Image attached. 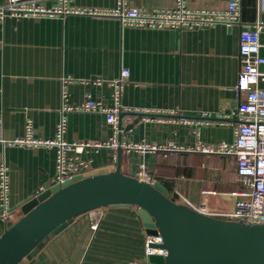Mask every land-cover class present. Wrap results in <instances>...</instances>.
<instances>
[{"label":"crops","instance_id":"crops-1","mask_svg":"<svg viewBox=\"0 0 264 264\" xmlns=\"http://www.w3.org/2000/svg\"><path fill=\"white\" fill-rule=\"evenodd\" d=\"M183 1L187 10L208 18L225 10L228 0ZM176 4L177 0H131L147 13ZM44 5L61 6L58 0ZM67 6L111 12L117 0H67ZM257 23H262L264 56V0H241L238 24L202 23L184 30L132 28L108 15L8 17L0 21V137L21 138L31 123L35 138L54 139L64 121L68 142L109 141L114 130L104 114L64 109L63 79H73L65 86L68 106L78 108L88 96L112 106L113 88L108 83L127 69L130 79L121 98L122 113L127 114L118 140L162 148L173 144L179 149L121 150L116 160L109 148L88 151L82 157L91 161L90 174L115 171L120 161L124 174L137 177L139 166L146 164L175 202L181 195L194 207L231 210L235 199L230 194L241 188L235 158L194 149L198 141L217 145L234 140L240 34ZM56 160L57 148L0 144V166L7 168L10 182V209L51 187ZM203 191L215 194L205 196ZM21 217L17 209L11 220ZM91 223L90 213L78 216L60 233L49 235L21 264H123L145 259L147 232L137 207H107L97 230Z\"/></svg>","mask_w":264,"mask_h":264},{"label":"built area","instance_id":"built-area-1","mask_svg":"<svg viewBox=\"0 0 264 264\" xmlns=\"http://www.w3.org/2000/svg\"><path fill=\"white\" fill-rule=\"evenodd\" d=\"M44 1L46 0H4L0 4V21H4L8 17L56 16L60 14L108 15L119 18L124 26L132 28L179 30L192 28L202 23L221 22L227 26H232L241 22V0H228L225 10L213 12L208 18L187 10L183 0H177V4L171 8H162L150 13L131 5V0H117L116 8L111 12L91 8L77 10L68 7L67 0H58L61 4L60 7L48 8L44 5ZM261 29L262 23H257L255 28L245 29L240 34L239 58L241 69L235 86L239 106L237 110L232 112V117L238 122L234 131V140L221 142L217 145L198 141L194 149L205 154L235 158L241 188L230 194L235 199L234 207L225 211L212 210L207 205L194 207L183 196H178L180 204H185L201 214L227 221H243L258 225H264V85H262L264 84V56L261 55V48L263 47L260 38ZM129 79V70L123 69L117 80L108 83L113 88L112 106H107L102 101L88 96L82 106L78 108H72L66 104L68 92L65 86L71 83L73 79L70 77L63 79L64 109L104 114L107 123L114 130V136L109 141L68 142L63 137L65 123L62 121L54 139L35 138L32 124L27 123L23 137L13 140H4L0 137V144L57 148L56 178L51 186H61L76 176L90 174L92 170L91 161L82 157L88 151L109 148L114 151V159L116 160L115 153L119 148L127 152L132 150L146 152L179 149L173 144L162 148L155 145L126 144L118 140L117 135L121 133L119 114L124 111L121 104L122 92ZM96 83L101 84L102 81L97 80ZM136 178L150 184L155 183L146 164L139 166ZM9 185L8 170L2 165L0 166V217L10 224L12 214L8 199ZM43 191L45 190L43 189ZM202 193L205 196L215 194L210 191H203ZM89 213L92 222L91 227L93 230H97L105 215V208L95 209ZM162 243L163 239L160 234L146 233L145 259L141 262L133 261L123 264H150L149 258L153 255L165 258L168 254L167 250L156 247Z\"/></svg>","mask_w":264,"mask_h":264},{"label":"water","instance_id":"water-1","mask_svg":"<svg viewBox=\"0 0 264 264\" xmlns=\"http://www.w3.org/2000/svg\"><path fill=\"white\" fill-rule=\"evenodd\" d=\"M126 114H119L120 129ZM113 206L137 207L146 232L162 237L156 247L168 254L151 256L150 264H264V225L201 214L175 202L161 183L124 174L120 161L115 171L76 176L19 202L10 209L11 214L17 209L22 213L15 222L0 217V264L22 263L49 235L60 233L78 216Z\"/></svg>","mask_w":264,"mask_h":264}]
</instances>
